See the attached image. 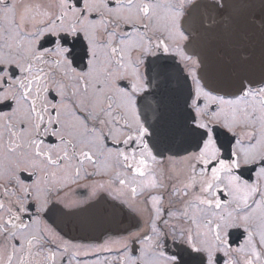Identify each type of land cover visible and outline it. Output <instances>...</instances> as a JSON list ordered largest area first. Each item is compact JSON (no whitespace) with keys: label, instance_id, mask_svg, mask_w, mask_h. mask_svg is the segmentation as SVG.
<instances>
[{"label":"snow or ice","instance_id":"obj_1","mask_svg":"<svg viewBox=\"0 0 264 264\" xmlns=\"http://www.w3.org/2000/svg\"><path fill=\"white\" fill-rule=\"evenodd\" d=\"M254 38L264 0H0V264H264ZM53 197L81 228L136 230L72 244Z\"/></svg>","mask_w":264,"mask_h":264},{"label":"flooded vegetation","instance_id":"obj_2","mask_svg":"<svg viewBox=\"0 0 264 264\" xmlns=\"http://www.w3.org/2000/svg\"><path fill=\"white\" fill-rule=\"evenodd\" d=\"M96 179H99V177H96ZM87 183V181H81L80 184L83 185ZM72 192L69 193L70 197L73 199V200H77V201H83V200H86V198L88 197L89 195V192H90V189L88 188H85V187H77L76 185H73L72 186ZM61 195H63V193H61ZM98 199H103V200H106L108 202H111L110 201V198L107 196L106 193H103V192H100L98 193ZM87 206V205H85ZM57 207H62L63 206L59 203H57L55 201V197L52 198V201L50 202L49 204V212H45L42 214V218L45 220V222L50 225L53 229H55L57 232L60 233L61 236H63V238L65 240H68L70 241L72 244H82V245H85V246H88L90 248H95L96 246L100 245V244H103L105 240H108L110 238L112 239H118L119 237L121 236H126L128 231H132V230H136L133 226L132 228H130L129 230H127L126 232H121V233H115V232H108L106 233L102 238H99V239H96V240H90V239H87V240H75V239H72V238H69V237H66L65 235H63L56 227V225L51 221V219L49 218V214L51 212H53ZM32 213L33 215H35V207L33 206L32 207ZM25 220L28 219L27 216L24 217ZM236 232V235L233 236V239L235 240V242L238 244L240 242L243 241L244 239V236L242 234V231L241 230H235ZM169 245L174 249V245L171 244V241H169ZM168 246V245H166ZM235 246V245H234ZM117 255V252L115 250H113L112 252H107V251H92L89 253V255L87 256H80V257H77V259H79L82 264H108V261ZM69 258L66 256L64 257V261H65V264L67 262ZM58 264H59V259H58Z\"/></svg>","mask_w":264,"mask_h":264},{"label":"water","instance_id":"obj_3","mask_svg":"<svg viewBox=\"0 0 264 264\" xmlns=\"http://www.w3.org/2000/svg\"><path fill=\"white\" fill-rule=\"evenodd\" d=\"M227 2L231 3L233 2V0H227ZM200 45L207 47L209 50H212L216 47V42L211 36L205 35L202 38ZM250 50L253 52V55L257 58V60H259L261 56L264 55V41H262L260 38H254ZM56 209L63 208L57 207ZM55 210L49 214V218L57 226L59 231H61L64 235L74 239L96 240L102 238L106 233L110 231L121 233L126 232L127 230L132 228V224L127 219L122 218L121 222L118 224L100 219L94 223L92 228L85 229L81 228L75 223H69L68 220L63 217L59 211Z\"/></svg>","mask_w":264,"mask_h":264}]
</instances>
